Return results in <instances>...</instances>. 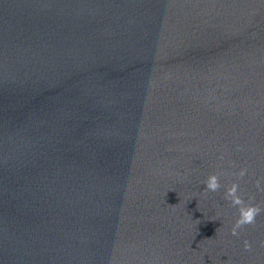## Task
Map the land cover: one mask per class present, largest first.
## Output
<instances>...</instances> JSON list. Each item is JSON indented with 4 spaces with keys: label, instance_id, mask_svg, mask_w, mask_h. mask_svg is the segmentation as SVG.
<instances>
[{
    "label": "water",
    "instance_id": "obj_1",
    "mask_svg": "<svg viewBox=\"0 0 264 264\" xmlns=\"http://www.w3.org/2000/svg\"><path fill=\"white\" fill-rule=\"evenodd\" d=\"M0 264H264V0H0Z\"/></svg>",
    "mask_w": 264,
    "mask_h": 264
}]
</instances>
